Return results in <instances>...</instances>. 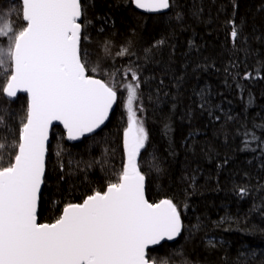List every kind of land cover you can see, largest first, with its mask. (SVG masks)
Segmentation results:
<instances>
[{"label": "trees", "instance_id": "16d2710c", "mask_svg": "<svg viewBox=\"0 0 264 264\" xmlns=\"http://www.w3.org/2000/svg\"><path fill=\"white\" fill-rule=\"evenodd\" d=\"M87 4L90 60L108 64L109 74L118 70V84L132 79L122 75L130 68L140 78L148 143L139 163L148 199H171L181 212L179 239L150 256L164 253L174 264H264V0H173L162 15L142 14L131 0ZM10 5L14 25L23 26L20 1ZM5 75L0 69V86ZM26 108V96L12 102L0 92V111L9 113L0 123L5 163ZM126 127L118 102L103 130L81 142L53 129L40 222L115 182L126 160Z\"/></svg>", "mask_w": 264, "mask_h": 264}, {"label": "snow or ice", "instance_id": "6c2138e0", "mask_svg": "<svg viewBox=\"0 0 264 264\" xmlns=\"http://www.w3.org/2000/svg\"><path fill=\"white\" fill-rule=\"evenodd\" d=\"M20 3L23 26L14 25L11 13L0 14V37L9 41L0 47V69L6 72L0 92L7 98L27 94L14 155L6 163L0 155V264H158L150 246L175 239L184 225L171 199L153 203L146 196L139 158L148 132L140 115L139 76L130 68L122 75L130 73L132 79L118 84L115 73H106L108 80L94 75L102 71L99 59L91 66V53L82 47L91 24L87 0ZM131 3L147 13L173 7V0ZM237 35L233 27V42ZM104 48L110 53L107 44ZM118 102L126 108L127 127L126 160L117 179L81 203H68L53 222H38L53 123L62 124L67 139L77 141L105 126ZM8 114L0 111V123H6ZM4 147L0 143V149Z\"/></svg>", "mask_w": 264, "mask_h": 264}, {"label": "rangeland", "instance_id": "374dc122", "mask_svg": "<svg viewBox=\"0 0 264 264\" xmlns=\"http://www.w3.org/2000/svg\"><path fill=\"white\" fill-rule=\"evenodd\" d=\"M12 6L10 5V4H8L7 2H0V14H9V13H12V10H10V8H11ZM90 25V24H89ZM89 25H87V27H86V30H85V34L87 35V37H88V39L86 40V41H84V43H85V45H84V47L86 46L87 47V50L91 53V55L93 54V47H92V39H90V37H89V32H88V27H89ZM8 39L6 38V37H0V47H7V45H8ZM95 58H93L92 60H94ZM91 60V61H92ZM97 62V60H94V61H92V65L91 66H95V63ZM99 62H100V65H101V68H102V71L100 72V73H97V74H95V75H100V76H102V77H108V75H106V73H109V67L108 66H106V65H108V64H105L104 62H101L100 60H99ZM118 76V77H117ZM121 78V76H119V71L117 70V72H116V75H115V80H116V82L118 83V79H120ZM125 96H126V93L125 92H122ZM141 118H142V115H141ZM144 122V121H143ZM145 127V126H144ZM147 143H148V141L146 142V145H147ZM145 145V146H146ZM163 254L164 253H159V252H155L154 254H153V258L154 259H156L157 261H158V264H160V261L161 260H165L163 257ZM167 254V253H166ZM163 256V257H162ZM160 257H162L163 259H161ZM171 260V261H170ZM170 260H168V259H166V261L168 262V263H175V260L174 259H170ZM176 264H186V260L183 258L181 261H179V262H176Z\"/></svg>", "mask_w": 264, "mask_h": 264}, {"label": "water", "instance_id": "95a60500", "mask_svg": "<svg viewBox=\"0 0 264 264\" xmlns=\"http://www.w3.org/2000/svg\"><path fill=\"white\" fill-rule=\"evenodd\" d=\"M13 1H17V0H13ZM18 1H20V0H18ZM134 7H135V6H134ZM135 9H136L138 12H140V13H142V14H147V15H162V14H166V13H168V12L170 11V9H169V10H166V11L161 12V13H147V12H144L143 10H140V9H137V8H135ZM4 95H5V94H4ZM20 96H26V97H27V94H26V93H18V95H17L16 98H7L6 95H5V97H6L8 100L12 101V102L16 101L17 98H19ZM116 107H117V106H114L113 113L115 112ZM113 113H112V114H113ZM112 114H110L109 120H110ZM107 123H108V121L106 122V124H107ZM105 126H106V125H105ZM105 126H102L101 129H98L96 133H93V134H90V135H88V136H85V137H83V138H81L80 140H77V141H71V140H68V139H67L66 130L63 128V125L60 124L59 122H54V123H53L52 131H53V129H54L55 127H60V128H62L63 131H64L65 134H66V140H67L69 143H73V144H75V143L81 142L83 139H87V138H90V137H93V136L97 135L100 131L103 130V128H104ZM51 136H52V134H50L49 146H50V143H51ZM48 155H49V152H48ZM47 159H48V156H47V158H46V167H47ZM46 171H47V170H46ZM45 177H46V172H45ZM146 183H147V182H146V179H145V192H146V196H147V184H146ZM43 189H44V185L42 186V189H41V192H42V193H43ZM147 198H148V196H147ZM40 203H41V202H40ZM39 210H40V206H39V208H38V215H39ZM38 222H40L39 219H38ZM181 233H182V231H181ZM180 236H181V234H180L179 236H177V237H176L175 239H173V240H163V241H161L160 244H158V245L150 246V248H149V253H150V251L155 250V249H157V248L163 246L164 244H173V243H175V242L179 239Z\"/></svg>", "mask_w": 264, "mask_h": 264}, {"label": "flooded vegetation", "instance_id": "af4514ba", "mask_svg": "<svg viewBox=\"0 0 264 264\" xmlns=\"http://www.w3.org/2000/svg\"><path fill=\"white\" fill-rule=\"evenodd\" d=\"M5 1H6L8 4L16 2V1H13V0H5Z\"/></svg>", "mask_w": 264, "mask_h": 264}]
</instances>
